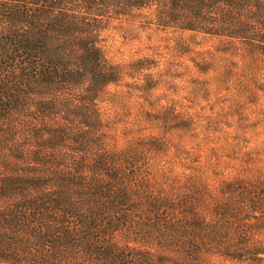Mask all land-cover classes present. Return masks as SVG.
<instances>
[{"label":"trees","instance_id":"trees-1","mask_svg":"<svg viewBox=\"0 0 264 264\" xmlns=\"http://www.w3.org/2000/svg\"><path fill=\"white\" fill-rule=\"evenodd\" d=\"M147 23L264 57V0H0V264L264 257L263 181L217 194L199 167L155 166L160 140L115 138L106 38Z\"/></svg>","mask_w":264,"mask_h":264},{"label":"rangeland","instance_id":"rangeland-1","mask_svg":"<svg viewBox=\"0 0 264 264\" xmlns=\"http://www.w3.org/2000/svg\"><path fill=\"white\" fill-rule=\"evenodd\" d=\"M141 26L112 29L106 38L107 55L122 72L102 103L117 142L134 135L160 140L162 149L150 155L155 166L170 167L171 179L199 167L217 194L224 179L264 182V57L224 52L201 33ZM250 233L264 243V228ZM203 263L264 264V257L215 254Z\"/></svg>","mask_w":264,"mask_h":264}]
</instances>
